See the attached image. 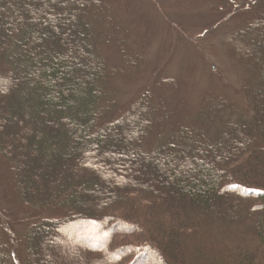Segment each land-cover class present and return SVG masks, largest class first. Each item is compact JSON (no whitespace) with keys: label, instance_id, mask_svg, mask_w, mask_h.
Returning a JSON list of instances; mask_svg holds the SVG:
<instances>
[{"label":"trees","instance_id":"obj_1","mask_svg":"<svg viewBox=\"0 0 264 264\" xmlns=\"http://www.w3.org/2000/svg\"><path fill=\"white\" fill-rule=\"evenodd\" d=\"M166 1L151 61L150 0H0V264H77L76 253L78 264H113L90 241L72 243L116 212L164 254L178 237L226 254L207 264H264V0ZM207 1L212 16L234 17L237 88L203 87L192 105L169 66L172 41L188 34L184 12ZM223 130L240 135L217 166L180 153L189 136ZM244 215L254 225L238 230Z\"/></svg>","mask_w":264,"mask_h":264},{"label":"rangeland","instance_id":"obj_2","mask_svg":"<svg viewBox=\"0 0 264 264\" xmlns=\"http://www.w3.org/2000/svg\"><path fill=\"white\" fill-rule=\"evenodd\" d=\"M150 1L151 10L149 15L152 19H155L156 23L158 24L153 29L154 33L152 34L154 35L152 37L150 53L148 55V59H151V61H153L154 56L157 55L158 49H160L163 41L165 40V31H167V28L164 27L162 29L163 17H161L160 14L162 12L164 13L166 9H168V5L166 4V0H155V2L152 0ZM208 10L215 11L214 2H198L197 6L193 8L191 12H184V14H190L189 23L191 25L186 29L188 34H184V38L181 41L177 40L174 36L172 41V43H176L174 53L170 59L169 64L173 74L168 72V75L172 74L178 79L179 83L181 84V93H184L185 90L187 98L189 96L188 99L191 100L192 105L194 102L196 104L197 97H200V94L198 93L199 90H201V92L205 90V88L203 87H208L207 89H221V86H224V91L228 89L233 95L235 94V91H233V86L237 88V86L235 85L238 78L235 70L237 67L234 63V60L229 55V49L232 47L234 48V46L237 44L231 41V35L228 34L229 31H226L228 25H230V22L232 24V22L234 21V17L233 19L227 21L226 19L230 18V16H228V13H226L225 15L220 14V18L216 14L212 16V13L207 12ZM139 11L140 10H138V13ZM166 15L172 17L171 13H168V11H166ZM206 16L215 18L211 20V24L206 29H202L204 26L202 27L201 24L204 23V21H202L201 23L199 21L203 20L202 17H204L205 19ZM252 27L255 28V26ZM168 31H173V29L169 28ZM260 31L261 33L264 32V22L262 23V28H260ZM225 33L227 34L225 35ZM254 34L256 35V33ZM171 38L172 36L169 39L166 38V42L168 45ZM178 94H180V92H178ZM215 131L212 133L211 137L203 135L191 140L192 137L189 136L185 141V146L180 148V153H182V155H185V158H188V155L189 158H191L190 155H192V158L200 159L201 162L205 163V166H217V161H222L224 159V153L222 151H231L232 148L235 147V143H237V136L240 134L236 135L234 133V135L233 133L230 134V132L223 130L225 134L230 136L227 138L226 135H222L217 139ZM251 137H255L253 138L254 141L257 139L256 135H253ZM210 138H213L214 140H210ZM191 144L197 147V151L192 150ZM186 148H188L189 150H186ZM165 154L169 156V159H171L170 157H173L174 155V157L172 158L174 159V162L181 163V158L175 156V151H167L165 152ZM187 161L190 162V160ZM15 185L16 187L18 186L17 190L19 192V183L16 182ZM232 194L235 196L233 197L234 200H237V202L241 201L238 202V204L244 207L243 212H246L248 210L247 208L252 206L247 201L248 199L246 195L240 194L236 191H233ZM227 203H230V199ZM115 214H118L119 216L113 219H111L112 216H110L109 221L103 223L100 226V235L96 234L95 236V233L91 234V230L87 229L86 231H88L89 233L87 236L94 238L84 240L85 237H83V235L79 236V234H77L78 237L73 236V251L74 249H79V246L81 247V245H88V241H90V247L96 250L103 249V251L108 253L109 258L114 260L113 264L133 263L131 262L133 258L138 257L141 253V250L138 248V246L144 244L149 247V249L153 252V255L152 258L148 259L143 264H192L195 261H198L201 264H203V262L204 264H207L210 262L209 260L212 257L217 259L218 257L224 258L226 256L223 250L216 251L208 249L209 241H202L199 243V245L195 243L192 247H187L185 245V241L178 237L176 238L175 242L173 241V244H170L167 254H164V251H166L165 247L163 249L153 243L152 238H155L156 235L154 236L149 232L144 231L143 227L140 228L135 222L130 219L124 218L120 213L116 212ZM247 217L248 216L244 215L243 220H238V230H245L247 226L254 225L249 221L250 219ZM8 218L10 217L8 216ZM118 219L124 221L125 223L123 222L124 224L122 223L117 225L118 229H115L111 224H113ZM127 225H129L128 230L124 229ZM112 229L114 232L112 231ZM60 233L64 234V232ZM18 242L15 241L14 243L16 247H18ZM108 242H110L111 244L110 247H108ZM75 253L73 252V255ZM80 255H78L77 253L76 255H74L76 257L77 264L80 262V260H82L80 258ZM170 255H173V257H170ZM218 263L221 264V262L219 261L217 262V264ZM136 264H138V262Z\"/></svg>","mask_w":264,"mask_h":264},{"label":"bare ground","instance_id":"obj_3","mask_svg":"<svg viewBox=\"0 0 264 264\" xmlns=\"http://www.w3.org/2000/svg\"><path fill=\"white\" fill-rule=\"evenodd\" d=\"M121 224L120 222H115L113 224V227L115 229H118L117 225ZM141 253L139 254L138 257L133 258V260L131 262V264H136L138 262V264H143L145 261H147L148 259L152 258L153 252L149 249V247L147 246H142L140 248ZM134 255V254H133ZM136 259V260H135Z\"/></svg>","mask_w":264,"mask_h":264}]
</instances>
